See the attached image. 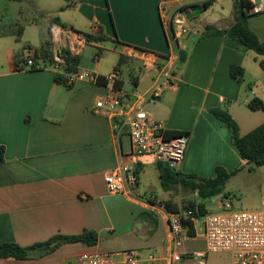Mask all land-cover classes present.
I'll return each mask as SVG.
<instances>
[{"label": "crops", "instance_id": "0c3cea01", "mask_svg": "<svg viewBox=\"0 0 264 264\" xmlns=\"http://www.w3.org/2000/svg\"><path fill=\"white\" fill-rule=\"evenodd\" d=\"M164 1L190 4L191 9L212 2L198 15L190 14L192 19L207 15L191 22L200 26V35L173 42L159 10ZM237 1L22 0L19 13L28 14L24 24L1 19L0 145L6 152L0 163V244L29 247L56 235L76 236L86 230L97 232L99 240L95 246L64 244L26 260L0 257V264H69L85 252L127 249L140 250L146 264H165L168 224L156 203L181 205L182 200L175 190L161 187L159 162L144 157L135 164L129 136L123 133L116 138L111 119L96 103L109 95L135 98L149 93L162 57L183 53L186 60L176 64L172 85L144 109L169 132L188 137L178 171L214 178L217 167L228 172L243 169L248 164L212 110L228 111L241 135L264 123V110L256 116L243 111L249 109V100L243 96L246 82H257L258 95L264 100L262 57L229 37L203 36L206 26L221 30L234 24L232 8ZM215 4L222 5V11L210 14ZM248 25L264 43V12L249 17ZM19 26L24 32L17 39ZM87 34L104 40L88 42ZM46 39L52 41L53 51L79 56L78 71L96 73L101 83L84 80L69 88L55 82L59 72L50 66L18 70V64L27 60L25 51L35 52ZM139 50L151 53L148 63L131 57ZM232 65L244 69L242 81L230 75ZM115 69L120 72L117 88L104 79ZM122 164L127 171L139 170L133 194L108 191L106 175ZM151 254L160 259L148 262Z\"/></svg>", "mask_w": 264, "mask_h": 264}, {"label": "built area", "instance_id": "2783aa9c", "mask_svg": "<svg viewBox=\"0 0 264 264\" xmlns=\"http://www.w3.org/2000/svg\"><path fill=\"white\" fill-rule=\"evenodd\" d=\"M255 13L264 12V0H245ZM190 4H171L161 2L160 14L169 36L173 42L179 39L200 35V26H193L187 12L191 10ZM97 28V26H95ZM98 29V28H97ZM54 33V29H52ZM34 51L29 50L27 60L20 62L18 70L32 69L35 66ZM151 53L145 50L135 51L131 57L142 58L149 62ZM180 54L170 53L162 57L158 66V75L152 89L147 94L135 98L109 95L96 103L97 109L103 111L112 121L116 138L125 133L131 143V157L135 164L144 157H151L153 161L165 163L173 169H178L184 161L188 145V137L179 135L167 138L166 125L154 119L144 109L148 101L158 100L164 88L172 85L173 72L179 62ZM152 62V61H151ZM65 66L64 52L57 49L53 54L50 67L58 72H63ZM67 86L73 87L79 81L88 80L97 83L100 79L94 72L87 70L78 71L76 74H65ZM120 72L113 70L106 75V82L116 85ZM122 164L106 177V185L111 194H133L134 187L139 181L137 168L127 171ZM151 199V198H150ZM156 205L164 211L169 235V251L164 257L165 264H206L208 252H228L232 256V264H264V196L260 206L255 210L239 212L208 213L201 223L200 235H197L195 223L198 209L183 210L180 212L169 211L161 202ZM189 219L194 224L195 233L190 235L185 228L184 221ZM205 239L207 252L191 254L184 251L187 241L197 238ZM160 258L156 254L149 255L147 261L154 262ZM69 264H146L138 249L119 251H91L85 252L74 258Z\"/></svg>", "mask_w": 264, "mask_h": 264}, {"label": "trees", "instance_id": "16d2710c", "mask_svg": "<svg viewBox=\"0 0 264 264\" xmlns=\"http://www.w3.org/2000/svg\"><path fill=\"white\" fill-rule=\"evenodd\" d=\"M14 2H21L22 0H9ZM214 2V1H213ZM212 2L204 3L202 8L208 9ZM240 8L235 14V22L226 29H218L214 26H206L204 31V38L212 35H221L229 37L242 45L247 51H252L262 59L259 61L260 68L264 70V43H262L257 35L250 29L248 19L255 12L251 10V6L245 0L237 1ZM24 32V27L19 26L17 29V39L21 38ZM88 42H100L104 38L102 36L86 35ZM53 43L51 40L46 39L42 42L40 48L34 53L35 66L32 70L43 69L52 64L53 61ZM99 55V51L98 54ZM65 66L63 72L55 75V82L67 86V78L65 74H76L78 72V65L80 63L79 56H74L70 52H64ZM44 66H40V61ZM186 56L180 53L179 62H184ZM244 69L241 66L232 65L230 67V75L234 79L242 81L244 78ZM101 83V80L97 82ZM68 87V86H67ZM116 84V88H117ZM71 88V87H69ZM247 106L254 111L264 110V100L260 98L252 99ZM212 113L215 117L221 120L230 131L232 144L238 149L242 160L246 161L248 165L264 166V123L247 133L241 135L240 127L232 115L224 109H213ZM179 135H186L182 132H167L166 137L172 138ZM5 147L0 145V163L5 160ZM242 168L239 167L234 172H228L223 167H217L216 176L214 178H204L196 174H184L176 169L171 168L165 163H159L160 182L161 187L165 191L178 192L179 188L186 191H191L197 196L199 200H206L223 194L227 183L231 177L235 175ZM228 196V195H227ZM226 196V197H227ZM169 211L180 212L189 209H198L197 217L201 218L208 214L206 205L202 202L195 200L188 201L187 204L179 205L172 201L161 202ZM185 228L190 235H194V224L189 220L184 221ZM99 240L98 233L95 231L86 230L80 235L64 236L56 235L45 242H40L29 247H22L15 243H2L0 244V257L1 258H15L18 260H26L35 257H42L47 255L64 244L82 243L87 246L97 245Z\"/></svg>", "mask_w": 264, "mask_h": 264}, {"label": "rangeland", "instance_id": "374dc122", "mask_svg": "<svg viewBox=\"0 0 264 264\" xmlns=\"http://www.w3.org/2000/svg\"><path fill=\"white\" fill-rule=\"evenodd\" d=\"M6 4H8V6ZM19 7L20 4L18 2L0 0V21L1 19H4V21L9 22L17 19L18 23L20 22L24 24L28 19V14H26L25 16L20 15ZM240 8L241 7L237 5V2H234V7L232 8V10L235 14L240 10ZM213 10L214 11H210V14L220 13L222 11V5L215 4ZM200 18L204 20L205 18H207V15H199L198 17L190 20V22H196V19ZM28 51H25V57L27 56ZM1 58H4L2 53H0V60ZM252 75L254 76V74ZM130 86L132 87V85ZM131 87H129V89H131ZM245 88L246 89H244L243 91V96L247 98L249 102L254 98H260V96L258 95L257 82H246ZM255 93H257V96L255 95ZM240 102L242 103V100ZM243 111L252 114L253 116L259 115L257 111L251 110L250 108L243 109ZM261 119H264V117L262 116ZM261 121L262 120L260 119L257 120L254 124L249 126V129H252ZM175 195L182 200L181 205L187 204L188 201L193 200L204 203L206 205L208 213L215 214L255 210L259 208L261 199L264 196V166L258 167L253 165H245L243 169H241L231 177L230 181L226 185L223 194L210 199L199 200L194 193H192L191 191H186L183 188H180L178 192L175 193ZM203 220L204 217H201L195 223L197 235L201 234L200 227ZM185 248L186 251L190 252L191 254H194L195 252H207L205 239L199 236L187 241L185 244ZM206 264H232V256L228 252H208Z\"/></svg>", "mask_w": 264, "mask_h": 264}, {"label": "water", "instance_id": "95a60500", "mask_svg": "<svg viewBox=\"0 0 264 264\" xmlns=\"http://www.w3.org/2000/svg\"><path fill=\"white\" fill-rule=\"evenodd\" d=\"M201 9H202L201 6L193 7L191 10H189V11L187 12L188 18H189V19H192L193 16L190 15V14L192 13V11H196V12H195V16H196V15L199 14V12H200ZM204 9H205V8H204Z\"/></svg>", "mask_w": 264, "mask_h": 264}]
</instances>
